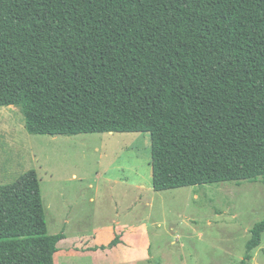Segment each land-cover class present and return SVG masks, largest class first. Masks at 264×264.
<instances>
[{
	"label": "trees",
	"instance_id": "1",
	"mask_svg": "<svg viewBox=\"0 0 264 264\" xmlns=\"http://www.w3.org/2000/svg\"><path fill=\"white\" fill-rule=\"evenodd\" d=\"M0 106L31 134L149 132L157 191L264 180V0H0ZM64 237L35 169L0 185V264Z\"/></svg>",
	"mask_w": 264,
	"mask_h": 264
},
{
	"label": "rangeland",
	"instance_id": "2",
	"mask_svg": "<svg viewBox=\"0 0 264 264\" xmlns=\"http://www.w3.org/2000/svg\"><path fill=\"white\" fill-rule=\"evenodd\" d=\"M151 152L149 132L31 134L18 107L0 106V185L35 169L50 234L146 219L153 258L140 264H239L264 219V180L157 191ZM252 255L264 264V233Z\"/></svg>",
	"mask_w": 264,
	"mask_h": 264
},
{
	"label": "crops",
	"instance_id": "3",
	"mask_svg": "<svg viewBox=\"0 0 264 264\" xmlns=\"http://www.w3.org/2000/svg\"><path fill=\"white\" fill-rule=\"evenodd\" d=\"M117 234L121 242L116 246L93 249L108 245ZM64 235L57 243L55 264H140L149 263L153 258V242L146 219L133 223L112 219L95 226L91 233Z\"/></svg>",
	"mask_w": 264,
	"mask_h": 264
}]
</instances>
